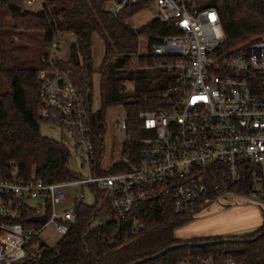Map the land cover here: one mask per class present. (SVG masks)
Masks as SVG:
<instances>
[{
  "label": "built area",
  "instance_id": "obj_1",
  "mask_svg": "<svg viewBox=\"0 0 264 264\" xmlns=\"http://www.w3.org/2000/svg\"><path fill=\"white\" fill-rule=\"evenodd\" d=\"M107 4L115 15L129 5L152 6L158 19L173 21L180 32L163 37L151 51L147 38L140 37V45L145 46L139 56L150 53L161 59L142 67L167 75V84L155 93L163 104L139 113L151 133L142 139L139 164L117 172L111 171L113 166L104 169L101 162L97 166L85 95L60 64L65 59L60 55L65 32L55 28L42 47L37 72L39 113L69 132L75 140L74 150L68 148L71 159L81 158L86 175L45 182L20 177L16 166L10 176L0 171V264L36 259L47 244L41 237L44 227L52 224L57 239L63 237L77 221L81 203L96 208L94 227L120 223L146 201L157 203L165 213L169 209L176 219H190L215 197L235 191L232 188L242 182L245 170L250 171L253 189L264 176L258 175L264 172V38L221 51L227 36L219 12L214 6L198 7L196 0H109ZM121 126L126 129V119ZM86 187L91 202L85 201ZM32 199L36 205L30 203ZM25 208L31 210V218L46 214V222L31 219L35 224L25 226ZM100 212L104 217L96 216ZM143 226L134 219L135 233ZM235 262L230 259L228 264ZM183 264L214 262L197 256L195 263L187 259Z\"/></svg>",
  "mask_w": 264,
  "mask_h": 264
},
{
  "label": "trees",
  "instance_id": "obj_2",
  "mask_svg": "<svg viewBox=\"0 0 264 264\" xmlns=\"http://www.w3.org/2000/svg\"><path fill=\"white\" fill-rule=\"evenodd\" d=\"M108 1L44 0L42 8L33 10L23 7L25 0H0V7L11 12V27L16 33L31 35L35 32L33 35H38L40 32L43 38L41 47L52 39L55 28L73 34L69 56L60 60V64L71 72L85 95L97 166L102 159L107 131V108L122 105L127 111L124 159L111 168L117 172L131 170L139 164L142 139L151 134L139 113L163 104L155 93L167 84V75L142 67L161 59L150 53L139 56L140 37L147 38L151 51L163 37L180 32L173 21L165 22L158 18L136 31L129 19L145 6L129 5L115 15L107 7ZM196 3L200 8L214 6L218 10L227 36L221 51L240 49L255 39L264 38V0H196ZM95 34L104 40L106 50L98 68L102 96L101 107L97 110L92 107L97 70L93 51ZM39 67L40 60L33 66L3 64L0 67L10 88L9 91H0V171L10 176L16 166L18 175L24 179L63 182L78 177V174L70 166L71 154L65 143L41 130L43 124L50 122L42 119L39 113ZM128 82L133 83V89L127 88ZM232 189L250 194L253 191L250 171L245 170L242 182ZM95 210L94 205L81 203L76 209L77 221L71 224L66 235L53 245L44 244L36 259H25L16 264H130L174 244L224 238L220 235L178 238L175 229L188 219H176L169 209L165 213L151 201L140 203L120 223L111 221L100 227L91 224ZM95 214L104 217L103 212ZM31 216V210L25 208L22 221L27 227L35 224ZM134 219L144 224L139 233L133 230ZM263 230L264 223L256 231L225 236L251 241L228 240L202 246L175 247L138 264H183L187 259L195 263L197 256L211 258L214 264H228L230 259H234L235 264H264V233L253 239Z\"/></svg>",
  "mask_w": 264,
  "mask_h": 264
},
{
  "label": "rangeland",
  "instance_id": "obj_3",
  "mask_svg": "<svg viewBox=\"0 0 264 264\" xmlns=\"http://www.w3.org/2000/svg\"><path fill=\"white\" fill-rule=\"evenodd\" d=\"M44 0H36L32 5L25 1L23 7L33 10L42 8ZM108 7V4H107ZM1 26H0V67L6 66H33L39 63L42 54L43 38L41 33L33 35L16 33L12 27V15L6 8L0 7ZM157 10L152 6H146L136 12L130 19L129 23L137 27L147 24L151 20L157 18ZM60 55L65 59L70 53V45L74 40L73 34L65 33L61 38ZM145 46V43L139 45V50ZM146 48V47H145ZM94 57L96 71L94 74L93 83V98L92 107L97 110L101 107L102 82L101 73L98 68L102 65L105 56V42L98 35H94ZM128 89H133L132 82L126 84ZM9 84L3 74L0 72V91H9ZM127 118V111L122 105H114L107 108L106 122L107 131L104 141V153L101 164L104 169L109 170L111 166L124 159L123 145L127 140L126 131L122 128V122ZM42 132L54 139H59L65 143L70 149L74 150L75 140L68 131L55 123H45L41 128ZM70 166L72 170L79 175H86L82 168L81 158L75 155L72 156ZM261 171V170H260ZM258 175L263 176V174ZM261 181L255 182L253 192L245 194L241 192H225L197 211L188 221L178 226L175 229V235L178 238L204 233L211 235L215 232L227 233H247L258 230L263 225L262 213L264 212V200L261 195L264 193V176ZM81 189V188H79ZM75 192V191H74ZM85 201L92 200V194L86 187ZM32 205H36L37 201L30 200ZM42 239L49 245L55 244L57 234L52 224H48L41 232Z\"/></svg>",
  "mask_w": 264,
  "mask_h": 264
},
{
  "label": "water",
  "instance_id": "obj_4",
  "mask_svg": "<svg viewBox=\"0 0 264 264\" xmlns=\"http://www.w3.org/2000/svg\"><path fill=\"white\" fill-rule=\"evenodd\" d=\"M34 222H40V223H45L46 222V219H47V216L46 214H42V215H37V216H33L31 218ZM264 233V230L259 234L257 235L255 238L253 239H256L258 238L260 235H262ZM228 240H231V241H251L252 239H245V238H227V237H224L222 239H216V240H205V241H201V242H197V243H193V242H184V243H179V244H174L172 246H169L167 248H164L162 249L161 251H159L158 253L154 254V255H151L149 257H146L144 259H141V260H137L133 263H130V264H138L140 262H143V261H146V260H150V259H154L158 256H161L163 255L164 253H166L169 249H172V248H175V247H180V246H193V245H198V246H202V245H207V244H214V243H219V242H222V241H228Z\"/></svg>",
  "mask_w": 264,
  "mask_h": 264
},
{
  "label": "crops",
  "instance_id": "obj_5",
  "mask_svg": "<svg viewBox=\"0 0 264 264\" xmlns=\"http://www.w3.org/2000/svg\"><path fill=\"white\" fill-rule=\"evenodd\" d=\"M262 218H263V223H264L263 213H262ZM247 233H250V232H247ZM247 233H244V234H247ZM244 234H241V233H227V232H222V233L215 232V233H211V235H205L204 233H201V234L191 235V237L183 236L181 239H188V238H192V237H201V236H215V235H220V236H224L225 237V236L244 235Z\"/></svg>",
  "mask_w": 264,
  "mask_h": 264
}]
</instances>
